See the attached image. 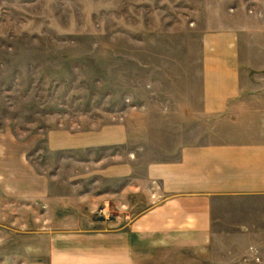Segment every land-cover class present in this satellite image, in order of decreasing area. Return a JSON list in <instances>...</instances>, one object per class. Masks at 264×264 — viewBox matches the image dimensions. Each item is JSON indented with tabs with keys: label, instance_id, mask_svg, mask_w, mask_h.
Here are the masks:
<instances>
[{
	"label": "rangeland",
	"instance_id": "374dc122",
	"mask_svg": "<svg viewBox=\"0 0 264 264\" xmlns=\"http://www.w3.org/2000/svg\"><path fill=\"white\" fill-rule=\"evenodd\" d=\"M228 30L242 98L264 101V0H0V264L47 256L28 252L48 242L45 200L14 194L70 157L49 136L58 144L146 115L169 143L181 91L201 85L204 37ZM183 125L185 136L208 131L202 120ZM116 215L105 204L97 218ZM215 220L208 247L152 264H264V202H218Z\"/></svg>",
	"mask_w": 264,
	"mask_h": 264
},
{
	"label": "crops",
	"instance_id": "0c3cea01",
	"mask_svg": "<svg viewBox=\"0 0 264 264\" xmlns=\"http://www.w3.org/2000/svg\"><path fill=\"white\" fill-rule=\"evenodd\" d=\"M203 41L201 85L181 91L169 143L152 131L146 115L87 137L63 136L58 144L49 136L50 150L70 157L14 194L45 200L48 242L28 252L47 250V256L30 264H152L169 255L177 260L179 250L212 243L218 202L263 204L264 101L242 98L246 86L233 30L207 34ZM194 119L208 131L185 136L184 121ZM75 149L86 153L80 162ZM105 204L117 210L111 223L97 218Z\"/></svg>",
	"mask_w": 264,
	"mask_h": 264
},
{
	"label": "built area",
	"instance_id": "2783aa9c",
	"mask_svg": "<svg viewBox=\"0 0 264 264\" xmlns=\"http://www.w3.org/2000/svg\"><path fill=\"white\" fill-rule=\"evenodd\" d=\"M101 213L104 217H106L107 219H110V210L108 207H104L102 210H101Z\"/></svg>",
	"mask_w": 264,
	"mask_h": 264
}]
</instances>
